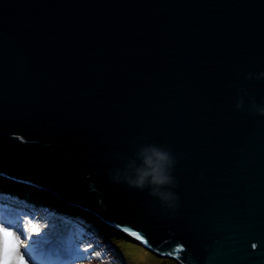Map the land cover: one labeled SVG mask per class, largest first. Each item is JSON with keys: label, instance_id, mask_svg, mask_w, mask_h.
Wrapping results in <instances>:
<instances>
[{"label": "water", "instance_id": "obj_1", "mask_svg": "<svg viewBox=\"0 0 264 264\" xmlns=\"http://www.w3.org/2000/svg\"><path fill=\"white\" fill-rule=\"evenodd\" d=\"M261 71L264 0H0V179L179 264H264ZM142 143L176 157L174 212L109 177Z\"/></svg>", "mask_w": 264, "mask_h": 264}, {"label": "rangeland", "instance_id": "obj_2", "mask_svg": "<svg viewBox=\"0 0 264 264\" xmlns=\"http://www.w3.org/2000/svg\"><path fill=\"white\" fill-rule=\"evenodd\" d=\"M25 217L35 218V226L45 229L44 235L36 238V242L28 249L31 264H44L45 252L55 253L53 261L58 255L60 264H179L171 258L159 257L142 248L133 235L99 216L73 217L63 214L48 207L46 200L36 192L0 179V218L9 226L16 225L18 221L22 226L26 222ZM66 225L71 228L73 236L68 235L66 242L57 240L61 231L69 232L65 229ZM41 240L53 242L54 248L46 249ZM122 243H125L126 248L133 247L131 251L134 254L127 253ZM75 245L79 247L77 250ZM90 246V252H83L84 248ZM78 250L81 253L75 254Z\"/></svg>", "mask_w": 264, "mask_h": 264}, {"label": "clouds", "instance_id": "obj_3", "mask_svg": "<svg viewBox=\"0 0 264 264\" xmlns=\"http://www.w3.org/2000/svg\"><path fill=\"white\" fill-rule=\"evenodd\" d=\"M245 79L264 80V71L249 72L245 75ZM247 95L245 88L237 89L234 110L244 109ZM248 109L256 115L264 116V102L249 100ZM176 162L174 153L168 147L155 143H142L121 167L109 171V177L114 183L123 182L138 191L146 190L162 209L174 212L180 200L176 191L179 182L174 175Z\"/></svg>", "mask_w": 264, "mask_h": 264}, {"label": "snow or ice", "instance_id": "obj_4", "mask_svg": "<svg viewBox=\"0 0 264 264\" xmlns=\"http://www.w3.org/2000/svg\"><path fill=\"white\" fill-rule=\"evenodd\" d=\"M34 219L25 217L26 222L22 226L20 221L14 226H9L0 218V264H31L28 249L36 242V238L42 237L45 233V229L35 226ZM125 231L129 230L125 229ZM131 234L136 239L142 240L144 244L148 243L138 232H132ZM256 247V244H252L253 249ZM90 251L91 246L83 249V252ZM44 264H60L59 256L57 255L55 261H53L51 254H49L45 257Z\"/></svg>", "mask_w": 264, "mask_h": 264}, {"label": "bare ground", "instance_id": "obj_5", "mask_svg": "<svg viewBox=\"0 0 264 264\" xmlns=\"http://www.w3.org/2000/svg\"><path fill=\"white\" fill-rule=\"evenodd\" d=\"M63 214H65V213H63ZM67 215H68V214H67ZM62 222L65 223V224H68V225H70V224L72 223V222H67V221H66V222L62 221ZM66 226H67V225H66ZM68 227H69V226H68ZM48 240L51 241L50 238H48ZM48 240L44 241L45 246H43V247H45L46 249H52V248H54V246L52 245L53 242H48V243H47ZM57 240H60V241H61L62 239L60 238V236H57ZM50 244H51V245H50ZM122 245H123L124 248L126 249V252H127V253H129L130 255L134 254V253L131 251V249H134L133 247H131V248H126L125 243H122ZM49 254H51V257H52V256H54L55 253H47V252L44 253L45 257H47Z\"/></svg>", "mask_w": 264, "mask_h": 264}, {"label": "trees", "instance_id": "obj_6", "mask_svg": "<svg viewBox=\"0 0 264 264\" xmlns=\"http://www.w3.org/2000/svg\"><path fill=\"white\" fill-rule=\"evenodd\" d=\"M64 222H66V221H64ZM65 229L69 231L68 233L66 231H63L66 235L73 236L72 231H70V229H71L70 227L66 226ZM138 241L140 242V244H141L140 246H142V248L150 251L151 253H153L155 255H158V253L155 250H153L152 248H148V246L146 244H144L141 240H138Z\"/></svg>", "mask_w": 264, "mask_h": 264}]
</instances>
